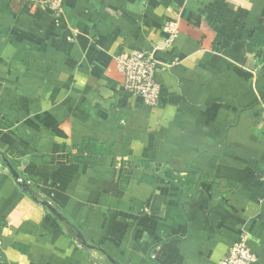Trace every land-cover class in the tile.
Returning a JSON list of instances; mask_svg holds the SVG:
<instances>
[{"label":"crops","instance_id":"crops-1","mask_svg":"<svg viewBox=\"0 0 264 264\" xmlns=\"http://www.w3.org/2000/svg\"><path fill=\"white\" fill-rule=\"evenodd\" d=\"M59 3L0 0V264H222L241 234L264 264V0Z\"/></svg>","mask_w":264,"mask_h":264},{"label":"built area","instance_id":"built-area-1","mask_svg":"<svg viewBox=\"0 0 264 264\" xmlns=\"http://www.w3.org/2000/svg\"><path fill=\"white\" fill-rule=\"evenodd\" d=\"M47 3L52 10L59 9V0H39ZM166 37L160 48L166 49L174 42L178 27L175 21H167L161 26ZM116 71L123 78L124 89L139 96L150 107H155L159 99V83L155 80V72L159 61L152 51L134 50L121 52L113 58ZM20 181V179H19ZM255 255L246 243L245 235L241 234L228 248L222 264H254Z\"/></svg>","mask_w":264,"mask_h":264},{"label":"trees","instance_id":"trees-1","mask_svg":"<svg viewBox=\"0 0 264 264\" xmlns=\"http://www.w3.org/2000/svg\"><path fill=\"white\" fill-rule=\"evenodd\" d=\"M246 46L248 51H253L258 47H264V30H254L249 40L247 41ZM94 148L96 150V147H90L89 150H93ZM97 150L98 152H100L99 149ZM89 152L92 153L91 151Z\"/></svg>","mask_w":264,"mask_h":264},{"label":"water","instance_id":"water-1","mask_svg":"<svg viewBox=\"0 0 264 264\" xmlns=\"http://www.w3.org/2000/svg\"><path fill=\"white\" fill-rule=\"evenodd\" d=\"M4 161H5V163H6V166H7L8 169L10 170L11 174L14 176V178L18 179V178H19L18 173L14 170V168L9 164V162H8L7 160L4 159ZM21 185L24 186V187H26V183H25V182L21 183ZM51 209H52V212H53L54 214H56L57 216H59L58 212H57L55 209H53V208H51ZM110 261H111L113 264H117V263H116L113 259H111V258H110Z\"/></svg>","mask_w":264,"mask_h":264}]
</instances>
